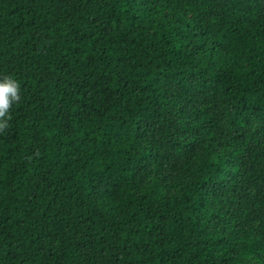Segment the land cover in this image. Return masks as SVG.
Masks as SVG:
<instances>
[{"label": "trees", "instance_id": "trees-1", "mask_svg": "<svg viewBox=\"0 0 264 264\" xmlns=\"http://www.w3.org/2000/svg\"><path fill=\"white\" fill-rule=\"evenodd\" d=\"M5 75L0 264H264V0H0Z\"/></svg>", "mask_w": 264, "mask_h": 264}, {"label": "clouds", "instance_id": "clouds-1", "mask_svg": "<svg viewBox=\"0 0 264 264\" xmlns=\"http://www.w3.org/2000/svg\"><path fill=\"white\" fill-rule=\"evenodd\" d=\"M20 100V83L10 75L0 78V132L10 127L12 106L18 104Z\"/></svg>", "mask_w": 264, "mask_h": 264}, {"label": "rangeland", "instance_id": "rangeland-1", "mask_svg": "<svg viewBox=\"0 0 264 264\" xmlns=\"http://www.w3.org/2000/svg\"><path fill=\"white\" fill-rule=\"evenodd\" d=\"M185 151H186L185 149H181V150L177 151L175 157H176V158H182L183 155H184V153H185ZM257 188H261V190L264 192V181L262 182L261 185H259V186H255V187L252 189V193H254L255 190H256ZM225 219H226V221H225L226 224L230 222V220H229V215H225Z\"/></svg>", "mask_w": 264, "mask_h": 264}]
</instances>
